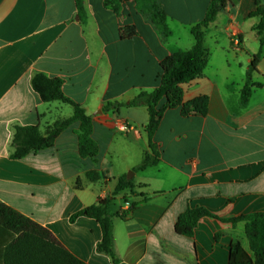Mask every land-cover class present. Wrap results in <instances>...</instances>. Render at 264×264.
<instances>
[{"label": "crops", "instance_id": "0c3cea01", "mask_svg": "<svg viewBox=\"0 0 264 264\" xmlns=\"http://www.w3.org/2000/svg\"><path fill=\"white\" fill-rule=\"evenodd\" d=\"M104 2L83 0L81 19L77 0H0V202L50 231L86 264H113L97 252L101 226L88 217L70 220L108 198L118 264H229L234 243L248 250L245 224L230 221L264 213V48L253 75L262 86H254L241 106L247 72L260 51L254 31L260 17H251L255 0H229L204 31L207 69L182 88L185 103L207 97V113L168 110L153 137L158 162L144 170L142 162L154 156L147 107L107 106L128 104L159 86L160 63L195 46L191 29L211 0H159L168 38L136 1L123 3L120 16ZM128 26L138 36L123 40L121 29ZM36 72L61 79L64 94L92 118L97 156L81 154V122L75 121L51 148L11 157L17 126H38L47 137L74 116L69 104L41 101L31 82ZM117 120L135 130L115 131ZM123 177L131 187L115 194ZM190 209L210 215L193 237L176 231Z\"/></svg>", "mask_w": 264, "mask_h": 264}, {"label": "trees", "instance_id": "16d2710c", "mask_svg": "<svg viewBox=\"0 0 264 264\" xmlns=\"http://www.w3.org/2000/svg\"><path fill=\"white\" fill-rule=\"evenodd\" d=\"M131 0H105V7L112 8L120 16L119 9L123 3ZM137 10L147 16L154 26L161 32L163 38L170 36L168 18L159 0H134ZM229 0H211L206 16L199 24L191 29L195 39V46L186 52H178L165 58L161 63L162 73L159 76V86L151 91H142L128 104L109 103L108 108L120 109L123 106L140 107L148 109L149 121L146 127L150 147L154 156L146 158L139 169L144 170L155 166L158 162V154L153 143V137L157 132L165 113L171 109L182 108V114L191 116L194 114L205 115L207 113L209 99L199 97L190 103L184 102L183 85L203 76L208 66L207 51L204 46V31L210 27L218 15L223 12ZM256 11L251 17H260V22L254 27L260 43V51L255 55L247 72L246 85L241 94V106L245 108L250 101L253 87L262 86L253 83V75L258 71L264 48V5L261 0H255ZM79 17L85 18L83 0H77ZM118 10H117V8ZM138 36L135 27L121 29V39L127 40ZM32 87L44 103L60 101L71 105L74 116L53 129L52 133L45 137L38 126H17L12 142L13 159L25 158L32 152L51 148L55 144L58 135L75 121L81 122L80 150L83 156L95 157L99 148L92 139L93 121L80 105L68 98L63 92V81L59 78H51L44 73L36 72L32 76ZM132 181L123 177L119 180L115 194L125 192L131 187ZM112 198L99 200L91 207L85 208L71 217L75 223L80 217L95 219L102 229V240L97 245V252L108 256L113 264H118L119 259L115 254L113 240V221L109 215ZM136 205H132L134 210ZM127 212H122L121 217L126 218ZM210 216L204 209L187 210L177 221L176 231L180 235L193 237L199 221ZM233 225L243 222L245 234L248 240V250L239 242L231 246L229 264H264V213L240 217L230 221ZM0 264H86L69 251H67L53 236V234L37 224L30 218L18 213L4 203L0 202Z\"/></svg>", "mask_w": 264, "mask_h": 264}, {"label": "built area", "instance_id": "2783aa9c", "mask_svg": "<svg viewBox=\"0 0 264 264\" xmlns=\"http://www.w3.org/2000/svg\"><path fill=\"white\" fill-rule=\"evenodd\" d=\"M112 128L120 133H128L135 130V128L129 125V123L121 120L115 121L112 125Z\"/></svg>", "mask_w": 264, "mask_h": 264}, {"label": "rangeland", "instance_id": "374dc122", "mask_svg": "<svg viewBox=\"0 0 264 264\" xmlns=\"http://www.w3.org/2000/svg\"><path fill=\"white\" fill-rule=\"evenodd\" d=\"M237 39V38H236ZM249 48H251V49H254L255 47L254 46H252V45H249ZM222 52L221 51H219V52H217V53H215V55H214V64L216 65L217 63H219L221 60H222Z\"/></svg>", "mask_w": 264, "mask_h": 264}, {"label": "water", "instance_id": "95a60500", "mask_svg": "<svg viewBox=\"0 0 264 264\" xmlns=\"http://www.w3.org/2000/svg\"><path fill=\"white\" fill-rule=\"evenodd\" d=\"M128 178H129V175H128Z\"/></svg>", "mask_w": 264, "mask_h": 264}]
</instances>
